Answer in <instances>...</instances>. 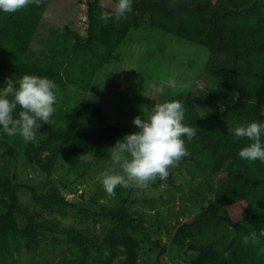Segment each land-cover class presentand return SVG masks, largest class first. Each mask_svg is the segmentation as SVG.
I'll return each instance as SVG.
<instances>
[{"label":"trees","instance_id":"obj_1","mask_svg":"<svg viewBox=\"0 0 264 264\" xmlns=\"http://www.w3.org/2000/svg\"><path fill=\"white\" fill-rule=\"evenodd\" d=\"M49 1L12 14L0 10V78H12L15 85L24 75L47 77L56 84V102L58 94L63 97L54 105L53 122L41 126L38 143L28 148L41 174L51 175L57 166L63 170L44 191L16 180L11 164L15 149L0 141L8 153L0 164V264H146L138 261L142 243L157 260L165 255V246L152 239L150 227L137 223L128 209L131 188L116 191L115 202L107 205L98 203L100 181L84 202L69 201L63 193L73 191L93 165L111 163L107 149L139 130L106 125L101 106L72 95V88L86 92L129 30L149 27L204 47L213 77L203 89L208 105L203 114L191 93L162 101L181 102L182 123L196 129L191 142L185 138L190 155L179 162L192 182L187 190L180 189L176 219L166 228L169 245L192 257L189 264H264V236L259 235L264 229V163L241 159L239 151L251 141L235 140L231 131L264 123V0H177L173 9L169 0H133V11L125 20L107 24L98 17L108 7L99 0H83L85 36L68 27L55 29L48 50L36 53L30 41ZM234 91L240 96L231 103ZM85 152H94L95 158L84 162L79 155ZM167 181L173 184L170 177ZM18 188L25 189L28 199L20 200ZM155 201L148 203L154 206ZM238 202L245 207L233 222L228 206ZM59 217L81 223L92 219L99 228L63 224ZM220 227H230V232L222 234ZM253 232L258 243L251 241ZM43 243L66 245L74 258L53 262Z\"/></svg>","mask_w":264,"mask_h":264},{"label":"rangeland","instance_id":"obj_2","mask_svg":"<svg viewBox=\"0 0 264 264\" xmlns=\"http://www.w3.org/2000/svg\"><path fill=\"white\" fill-rule=\"evenodd\" d=\"M101 4L109 7L111 0H99ZM68 27L70 32L78 33L81 37L86 34L87 18L86 5L83 0H50L42 12L38 26L34 31L30 49L36 53L46 52L49 43L54 40L55 29ZM208 51L197 44L179 38L171 33L157 28L130 29L117 48L110 55L109 61L104 63L95 73L89 89L86 92L72 88V95H82L85 102L97 103L101 106L105 118V124L116 127H133L136 116H146L155 103H161L169 97L177 94L191 93L195 99L197 108L201 114L207 109V101L203 89L208 87L213 77L208 72L206 61ZM6 86V81L0 78V89ZM162 88L163 92H157ZM55 105L61 104L60 94ZM2 132V131H1ZM8 141L15 149L12 156V173L21 183L31 184L37 191H44L51 178L63 172L57 166L51 175L41 174L36 159L30 155L29 146L36 142H25L19 135L8 137L0 133V141ZM3 158H8L4 147L0 144V164ZM29 159V160H28ZM109 162L93 165L82 181L75 186L73 191L64 190L63 193L69 201L84 202L91 195L102 172L112 168ZM119 171V169H116ZM173 184L166 180H157L155 188L147 189L131 188V204L129 210L137 223H141L153 231L152 239L161 242L165 246L166 253L157 260L155 252L147 251V244L142 243L139 250V262L146 264H189L192 257L185 255L180 248H171L166 228L176 219V211L179 207L180 189L187 190L191 179L182 165L169 170V176ZM199 183V179L193 181ZM101 197L98 203L107 205L116 200L115 196L108 195L100 182ZM153 184V183H152ZM127 190L117 187L116 191ZM16 193L21 201L28 199V194L23 188H18ZM156 199L154 206L148 201ZM245 205L242 202L228 206V211L233 222H237ZM196 213V210H194ZM180 220L182 216L178 217ZM63 224L76 227H88L97 231L98 222L88 219L85 222H77V218H60ZM222 234L230 232V227L223 228ZM219 228V229H220ZM48 239L46 240V242ZM44 245V246H43ZM42 247L51 261L57 262L66 256L74 258L66 245L52 247L43 243ZM25 252L20 254L22 260Z\"/></svg>","mask_w":264,"mask_h":264},{"label":"clouds","instance_id":"obj_3","mask_svg":"<svg viewBox=\"0 0 264 264\" xmlns=\"http://www.w3.org/2000/svg\"><path fill=\"white\" fill-rule=\"evenodd\" d=\"M41 3L42 0H0V10L12 14L32 4L39 7ZM176 6L177 0H169L170 9ZM132 11L133 0H114L98 19L105 24L109 21L119 23ZM15 85L12 78H8L6 86L0 89V133L8 137L19 135L25 142H36V133L41 126L53 122L56 84L47 77L24 75L15 81ZM156 91L162 93L163 89ZM239 96V92L234 91L230 102L235 103ZM183 120L184 107L175 100L155 103L146 116H136L132 123L139 130L125 134L107 149L113 167L100 174L104 191L115 196L117 187L147 189L157 180H166L169 170L190 155L185 138L191 142L196 136V129L184 125ZM231 131L235 140L246 138L251 141L239 151L241 159L264 163V143L261 141L264 123L251 122ZM79 157L90 162L95 153L85 152ZM250 235L253 243L259 242L255 232ZM259 235L264 236V229ZM243 243H249V236L243 237Z\"/></svg>","mask_w":264,"mask_h":264}]
</instances>
